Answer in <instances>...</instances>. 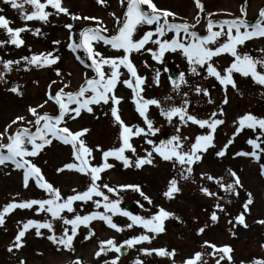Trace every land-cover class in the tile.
Here are the masks:
<instances>
[{
    "label": "rangeland",
    "instance_id": "374dc122",
    "mask_svg": "<svg viewBox=\"0 0 264 264\" xmlns=\"http://www.w3.org/2000/svg\"><path fill=\"white\" fill-rule=\"evenodd\" d=\"M127 3L128 0H123V2L104 0V3H100L99 0H62V4L68 7L70 12L79 14L76 18L67 13H60L51 5H47L46 10L50 15L46 20H40L38 18L25 19L22 16V11L33 10L31 4L18 0L21 6L13 7L8 0H0V15L9 19L11 27L29 25V28L19 33L24 41L20 45L9 42V34L3 27H0V40L5 41L4 44H0V61L14 62L10 71H5L3 63L0 62V72L3 73V78L0 79V133L5 131L6 125H8V132L11 133L18 125H27L29 121H33L31 130H34V117L28 112L30 105H40L37 109L40 113L58 114L59 106L49 97L48 93L54 94L62 87L65 91L78 90L84 83L86 75L92 77L95 74L94 70L88 67L91 60L85 50L78 49L73 52L67 46L68 43L71 40L79 41L81 30L96 24H101L102 29H107L104 35L115 34L119 28L116 18L123 19ZM154 3L159 8L169 9L178 14L175 17L169 16V20L177 22L186 20L194 26L195 31L202 35L207 34L208 31L206 27L209 19L208 13H212V18L216 20L243 16L249 23H254L260 8L264 7V0H202L203 10L196 5L195 0H154ZM242 6L246 8V13L240 11ZM197 12H200L199 16L196 15ZM90 17L101 19L94 20ZM69 23L73 25L72 29L66 27ZM154 27L155 23L138 25L133 38L139 39L145 31ZM214 27L219 28V25ZM31 29H38V32ZM173 35L175 32L169 30L161 39L170 40ZM226 38L221 37L220 39ZM92 43L103 56L124 54L123 49H114L102 40ZM158 47V43L150 40L144 48L129 53V58L138 75L144 77L138 90L140 96L137 99L156 98L161 102L160 105H148L145 112L148 119L153 120L158 131L152 133L148 130L130 137L135 151L124 150V155L130 158V162L126 166L124 161L116 156L107 157V163L111 167L101 170L97 184L101 186V190L108 196L109 201L119 200L120 208L124 209L126 202H133L136 209L133 215L150 218L160 208L173 213V216L163 219L164 230L156 232L152 228H145L143 224L133 222L131 217L123 212L113 213L111 210H105L103 204L97 208L95 200H104V197L94 193L87 201H74V211L69 212L65 209L62 215L71 218L76 213L83 216L94 210L107 212L113 222L122 226L121 229L112 228L102 218L96 217L91 219L88 225H78L77 233L72 240V248H65L48 238L52 230L41 227L40 231L44 235H37L36 226H31L22 237L25 243L19 249L13 248L9 251V245L15 243L14 237L19 228L23 227L24 222L28 219L46 220L51 217V214L44 210L36 212L35 208L39 205H33L31 208L17 206L5 214V222L0 225V264H18L21 258L24 259L25 264H81L84 261L87 264H104V262L107 264H137L138 260L139 264H173V262L183 264L184 260L194 256L196 252L202 254L196 264H216L219 256L211 255L213 252L211 245L205 244L204 241L215 243L218 246L223 244L231 246L230 254L233 260L228 261L225 257L220 264H240L241 261L250 262L255 258H264V246H262L264 244V223L260 222L264 220V174L260 169V165L264 163V153H261L259 160L243 154L253 151V146L248 143L249 137L257 138L261 147H264V130L259 129V126L253 128L245 125L239 132H236L239 126L237 118L246 112H252L257 117H264V85L255 82L251 75L245 76L233 70L232 76L236 81V87L233 88L231 85L225 87L214 75L207 73L205 65H197L198 71L191 72L189 62L181 49L166 50L162 61L155 60L152 53L145 50L146 48L158 49ZM39 52H50L59 58L52 64L43 66H37L22 59V57H31L33 53ZM237 52L241 55L247 53L254 58H264V36L245 39L242 44L237 45ZM233 59L235 57L231 53L223 52L214 55L212 63L223 74L224 69L231 64ZM25 63L29 64L27 69L23 67ZM257 67L264 71V66L258 64ZM57 68L60 69L59 73L56 71ZM103 68L106 75L111 74L108 65H104ZM171 69L175 72V84L170 74ZM118 71L120 77L112 92L121 97L117 104L119 115L126 124L132 126L133 131L137 126L148 129L144 116L137 108V101L132 98L135 77H132V85L125 84L123 81L129 79L131 74L124 65H121ZM181 72L184 73L187 83L179 81L178 77ZM14 84L19 86L22 94L11 91ZM197 85L207 88L208 93L197 92L195 90ZM87 94H90V90ZM225 96H227L226 103L224 102ZM184 100L188 101L186 111L198 118H208L213 111L219 108L224 110L223 113L217 111V116L223 120V123L217 125L213 132L214 143L206 150H199L202 158L193 162L192 172L187 176L183 174L187 171L186 167L181 165L175 157L171 160L161 157L155 151L153 143H149L153 141L159 145L161 139L168 140L178 135L183 140L182 149L189 151L198 134L203 135L212 131L207 125L200 126L193 121L181 123L178 115L169 120L162 114L161 106L165 108L172 105L181 106ZM69 107L74 108L75 103ZM91 107L92 112L82 109L79 116L72 117L68 114L61 123L73 131L81 128L89 129L87 133L82 134V139L93 149L89 163L99 165L105 162L101 148L107 150L120 147L121 128L112 115L111 101L93 103ZM18 115L25 116V120L10 124L9 122ZM233 121L236 123L234 124ZM233 133L236 134L233 135ZM2 139L7 143V134ZM229 140L231 143H228ZM225 144L228 146L224 154L217 156L216 153ZM96 145H100L101 148H97ZM72 152L71 144L53 138L52 143L46 145L35 157H29L41 168L44 177L59 188L64 197L73 194L74 191H84L91 184V177L88 173H81L74 169L57 171V168L65 163H79L73 157ZM149 153L153 163L145 162L140 167H136V159L149 155ZM230 169L235 170L240 177L241 183L236 186V192H226L220 187V182L209 178L210 176L222 177L224 183H229L234 179ZM173 177L180 190L167 196L165 193ZM104 184L116 188V191H109L108 188L103 187ZM122 184L138 185L139 189L117 187ZM204 187H207L214 195L203 192ZM249 193L252 195V201L246 210L243 205ZM49 196L50 193L46 189L36 184L34 177H30L29 183L25 186L23 170L13 167L11 162L0 165V210L13 199L17 201L48 199ZM145 196L150 199H145ZM217 204L223 205V208H217ZM133 208L130 209L134 210ZM213 211L217 212L215 221L211 218ZM241 212L245 214L247 226L235 220ZM186 218L193 221V226L188 232L182 228V223ZM52 223L57 235L61 234L65 227L71 228L58 217L52 218ZM124 225H131V227H123ZM201 228L203 231H199ZM89 230H94V232L86 239ZM141 234H147L151 239L134 242L131 246L125 244L128 250L123 257H119L116 249L109 245L103 246L106 248L105 252L99 256L95 255L101 247L99 242L102 240L113 238L114 242L119 245L124 244L123 241L132 236ZM142 248H165L168 251L175 249V252L168 256L160 255L155 251L144 253L141 251ZM216 251L219 252L220 249ZM77 257L80 259L77 260ZM113 257L117 259L114 261Z\"/></svg>",
    "mask_w": 264,
    "mask_h": 264
},
{
    "label": "snow or ice",
    "instance_id": "6c2138e0",
    "mask_svg": "<svg viewBox=\"0 0 264 264\" xmlns=\"http://www.w3.org/2000/svg\"><path fill=\"white\" fill-rule=\"evenodd\" d=\"M8 2L13 7L21 6L18 4V0H8ZM24 3L31 4L33 10L22 11V16L25 19L38 18L40 20H46L50 15L49 11L46 10L47 5H51L57 9L60 13H67L69 16L76 18L79 14L72 13L69 11L68 7L62 4V0H23ZM100 3H104V0H99ZM123 2V0H121ZM196 5L203 10L202 0H195ZM147 7H144V6ZM240 11L246 13V8L241 7ZM114 15V14H113ZM178 14L169 9H162L154 3V0H128L127 9L124 13L123 19L117 17V22L119 24L118 31L113 35H104V32L107 29H102L101 24H96L92 27H85L80 32L79 41L71 40L68 43V47L76 52L78 49H84L88 57L91 60V63L88 67L94 70V76L87 77L83 84L75 91H65V88L62 87L57 90L54 94L51 92L48 93L49 97L57 102L59 106L58 114H50L48 112L40 113L37 109L40 105L28 107V112L34 117L35 129L31 130V125L33 121H29L27 125L20 124L14 132H8V125L5 126V131L0 133V165L5 164L6 162H11L12 166L23 170V181L25 186L29 183V178L34 177L36 184L42 188L46 189L50 196L48 199H28L17 201L13 199L9 203L5 204L0 210V225H3L5 222V214L12 211L17 206L24 208H31L33 205H39L35 208L36 212H41L42 210L51 214V217L46 220L38 219H28L23 223V227L19 228L17 234L14 237L15 243L9 245V251L13 248L19 249L21 245L25 243L22 237L25 236L26 230L31 226H36V234L44 235L40 231L41 227L52 230L51 234L48 236L57 245H63L65 248H72L73 237L77 233L78 225L84 224L88 225L91 219L96 217L102 218L108 225L115 229H121L122 226L116 224L111 219V216L107 212L101 211H92L88 212L85 215H80L76 213L74 216L69 218L67 215H62V212L66 209L69 212L74 211L73 202L76 200L87 201L92 198V194H98L101 197H104V200H95V205L97 208L101 204L104 205L105 210H111L115 212H123L125 215L131 217L132 221L135 223L143 224L145 228H152L156 232L163 231L162 221L165 217L173 216L174 214L166 211L163 208L154 214L153 217L144 218L138 215H133L130 212H127L125 209L119 207V200H110L108 196L101 190V186L97 184L99 179V173L102 169L111 167L107 163L106 158L109 156H116L120 160L124 161L125 165L130 162V158L124 155L125 149H132L135 151L134 145L130 142V137L139 135L140 133L150 130L152 133L158 131L157 127L154 126V122L145 115L146 108L150 104L160 105V100L156 98H143L137 99L140 96L138 91L140 88L141 82L144 81V77L138 75L137 70L129 58V53L133 50H140L144 48V45L148 41L153 43H158V49L146 48L145 50L152 53L153 58L157 61H162V57L166 50L181 49L183 54L186 56L189 62V70L193 73L197 72V65H205L207 73L214 75L220 83L227 87L231 85L233 88L236 87V81L233 79L232 71L237 70L242 75H251L255 82H258L261 85H264V71L260 70L257 65L264 66V58H254L244 53L243 55L237 52V45L242 44L245 39L255 37V36H264V7L260 8L259 15L254 23H249L243 16L235 17L232 19H220L216 20L212 18V13H208V22H207V34H200L194 30V26L187 22H177L175 20H169V16L175 17ZM197 16L200 15V12H197ZM90 19L98 20L99 17H90ZM199 21H197L198 23ZM149 24L152 25L155 23L154 28H150L143 33L139 39L133 38V33L136 31L137 26L140 24ZM219 25V28L214 26ZM225 26H227L225 31ZM0 27H3L10 36L11 43L20 45L24 41L19 35L21 31L25 28H29L28 24H24L22 27H11L9 19L0 15ZM66 27L72 29V24H67ZM243 28V31L241 30ZM233 29L235 31H233ZM37 31L38 29H31ZM172 30L175 32V35L169 40L167 38L161 39L166 32ZM155 33V35H154ZM221 37H227L226 39L221 40ZM102 40L105 44H110L114 49H123L124 54L121 56H103L99 53L93 46V41ZM4 40H0V44H4ZM59 43V41H55ZM216 45V46H210ZM228 52L231 53L235 59L232 60L231 64L224 69L223 74L219 69H217L212 63V57L219 53ZM59 57L53 56L50 52H39L33 53L31 57L25 56L22 57L25 61H29L31 64L37 66L50 65L56 61ZM79 59V57H78ZM4 65L5 71L11 70V65L14 63L10 60L0 61ZM108 65L110 67L111 74L106 75L103 66ZM121 65H124L131 76L129 79L124 80L123 82L128 85H132V77H135L134 95L133 100L137 101V108L142 116H144L148 129L137 126L133 131L132 126L125 123L118 113L117 104L121 100L120 96H117L112 92L117 84V81L120 77L119 69ZM25 69L29 67L28 63L23 65ZM57 73L60 72V69H56ZM159 73L157 72V76ZM3 78V73L0 72V79ZM179 81L187 83V80L184 78V73L181 72L178 77ZM157 79V83H158ZM67 83V82H66ZM173 83H176V80H173ZM90 94H87L89 92ZM195 90L197 92L208 93L207 88H201L200 85H197ZM11 91L21 93V90L18 85H13ZM109 93H112L111 95ZM187 95V93H185ZM66 97V99L64 98ZM210 99V97H209ZM108 103L111 101L112 107L111 112L116 122L119 123L121 132L120 136L122 143L118 148H110L103 150L100 145H96L97 148H101L103 156L105 157V162L99 165H94L89 163L91 159V153L93 149L89 147L84 139H82V134L89 131L88 128H81L79 130L73 131L68 128L66 125L61 122L65 119V116L71 114L72 117L79 116L82 109H86L88 112H92L93 108L91 105L93 103L99 104L100 102ZM75 103V107H69L70 104ZM224 102H227V96L224 98ZM188 104L187 100H184L181 106L172 105L167 108L161 106V112L169 120L173 116H179L181 123H186L187 121H193L200 126L207 125L212 131H208L206 134H198L195 137V141L191 144V149L189 151H184L181 147L183 140L178 135H174L168 140H163L159 142V145H156L153 141L155 151L160 154L161 157L171 160L175 157L181 165L186 167L187 171L183 174L187 176L192 172L191 165L194 161L200 160L202 158L199 150H206L209 145L214 143L213 141V132L217 125L223 123V120L217 116V111L223 113V108H219L216 111H213L212 115L208 118L202 119L198 118L196 115L189 114L186 111V106ZM25 116L18 115L10 121V124L15 123L16 121H24ZM239 121V126L236 128V132H239L241 128L245 125L251 126L253 128L259 126V129L264 130V117H257L252 112H246L244 115H241L237 118ZM235 124L236 121H233ZM7 134V143H5L2 137ZM236 133H233L235 135ZM53 138H56L64 143H69L72 146L73 152L72 155L75 157L76 162H68L63 164L60 168H57V171L60 172L64 169L68 170H78L81 173H88L91 177V184L84 191H74L73 194L66 197L62 196L59 188L55 187L51 182H49L43 175L41 168L33 162V159L29 157H35L40 150L44 149L46 145H50L53 141ZM147 139V137H145ZM176 141V143H174ZM231 143V140L228 141ZM248 143L253 146V151L248 153H243L249 155L256 160L261 158V153H264V147H261V143L257 138L249 137ZM30 145V147H29ZM227 144L224 145L217 153V156H222L227 149ZM6 149V151H4ZM257 149L259 151H257ZM153 163L151 159V154L146 156H140L135 161V166L140 167L143 163ZM261 173L264 174V163L260 165ZM233 181L229 183H224L222 177H209L210 179H215L220 182V187L225 189L226 192H236V186L240 185V177L235 170H229ZM203 175V173H202ZM104 188H108L109 191L115 192L116 188H111L109 185L104 184ZM119 188H134L139 189L138 185H118ZM177 187V181L175 177L172 178L170 182V187L168 188L165 195L171 196L174 191H179ZM203 192L208 195H214L210 192L207 187L202 189ZM145 199H150L145 196ZM105 201H109L105 203ZM252 201L251 193L248 194V199L244 203L243 207L247 210L249 203ZM83 207V205H81ZM217 208H223V205L217 204ZM58 217L60 220L64 221L66 225H70L71 228L65 227L63 232L59 235L56 234L53 229L52 218ZM211 218L213 221L217 219V212L213 211L211 213ZM177 219H179L177 217ZM235 220L240 224H245V214L241 212L235 217ZM264 223V220L260 221ZM123 227H131V225H124ZM203 231V228L199 229ZM94 230H89L87 233L86 239L93 235ZM233 235L235 233L233 232ZM151 237L147 234L134 235L128 240L123 241L124 244L131 246L134 242L137 241H146L150 240ZM101 247L95 253L96 256H99L102 252L106 251L104 245H109L110 247L117 249L119 251V246L114 242L113 238L108 240H102L99 242ZM205 244H210L213 252L211 255H218L219 259L216 261V264H220V261L227 257L228 261H232L233 257L230 254L232 249L228 244L216 245L209 241H204ZM264 246V244H262ZM220 249L217 252V249ZM142 252L151 253L155 251L160 255L171 256L175 252V249L168 251L165 248H142ZM201 252H196L194 256L183 261V264H196V261L201 258ZM77 260L80 258L77 257ZM117 258L113 257L115 261ZM18 264H25L23 258L18 261ZM81 264H87L86 261L81 262ZM107 264V262H104ZM139 264V260L137 261ZM175 264V262H173ZM240 264H264V258H255L253 261L245 262L241 261Z\"/></svg>",
    "mask_w": 264,
    "mask_h": 264
},
{
    "label": "water",
    "instance_id": "95a60500",
    "mask_svg": "<svg viewBox=\"0 0 264 264\" xmlns=\"http://www.w3.org/2000/svg\"><path fill=\"white\" fill-rule=\"evenodd\" d=\"M170 74H171V77H172V80H175V72L173 71V69H171V71H170ZM132 207H134L133 209L134 210H131L130 208H132ZM124 209L127 211V212H130V213H135L136 212V209H135V204L133 203V202H126L125 204H124ZM174 223H175V221H174ZM193 226V221L191 220V219H189V218H187V219H185L184 221H183V223H182V227H183V229L186 231V232H188L190 229H191V227ZM119 246V251H117V249H116V252H117V254L119 255V257H123L125 254H126V252H127V250H128V247L125 245V244H120V245H118Z\"/></svg>",
    "mask_w": 264,
    "mask_h": 264
},
{
    "label": "trees",
    "instance_id": "16d2710c",
    "mask_svg": "<svg viewBox=\"0 0 264 264\" xmlns=\"http://www.w3.org/2000/svg\"><path fill=\"white\" fill-rule=\"evenodd\" d=\"M242 31H243V28L241 29ZM74 103V102H73ZM73 103L72 104H70V105H73Z\"/></svg>",
    "mask_w": 264,
    "mask_h": 264
}]
</instances>
